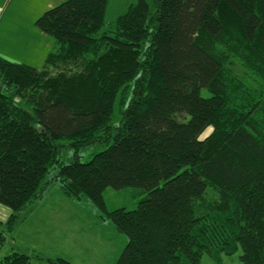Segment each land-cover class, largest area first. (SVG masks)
Returning a JSON list of instances; mask_svg holds the SVG:
<instances>
[{"label": "trees", "instance_id": "1", "mask_svg": "<svg viewBox=\"0 0 264 264\" xmlns=\"http://www.w3.org/2000/svg\"><path fill=\"white\" fill-rule=\"evenodd\" d=\"M106 5L46 10L35 26L57 48L41 69L0 57V205L11 211L0 252L22 210L59 182L127 237L117 264H200L238 248L242 264H264V0H138L95 37ZM94 144L106 148L80 162ZM107 188L142 198L109 212ZM32 261L70 264L0 257Z\"/></svg>", "mask_w": 264, "mask_h": 264}, {"label": "rangeland", "instance_id": "2", "mask_svg": "<svg viewBox=\"0 0 264 264\" xmlns=\"http://www.w3.org/2000/svg\"><path fill=\"white\" fill-rule=\"evenodd\" d=\"M63 1L0 0V57L12 63L41 69L46 56L57 45L53 37L37 29L35 22L46 10ZM137 1L107 0L103 25L95 37L111 29L115 19ZM146 1L152 7L153 0ZM233 63L235 74L253 87L256 79L236 61ZM120 118L121 113L116 106L112 121L118 123ZM60 143L61 162L69 164L75 152L66 141ZM105 148V145H89L80 148L77 157L80 162L86 163ZM57 171L52 170L47 178L55 176ZM141 198L131 188H107L103 192L105 207L109 212L121 208L134 210ZM5 222L0 223V227H4ZM15 227L13 235H16L18 246L15 250L37 254L54 262L62 259L70 264H117L127 244V237L89 199L68 197L59 182L46 186L41 198L22 210ZM5 237L8 239L12 236L6 234ZM9 252V246L4 244L0 257ZM240 255L239 248L230 256L212 258L203 255L200 264H242Z\"/></svg>", "mask_w": 264, "mask_h": 264}, {"label": "crops", "instance_id": "3", "mask_svg": "<svg viewBox=\"0 0 264 264\" xmlns=\"http://www.w3.org/2000/svg\"><path fill=\"white\" fill-rule=\"evenodd\" d=\"M10 214H11V211L8 208L6 209V207L0 205V223L1 224L4 223L8 219V217L10 216ZM0 228H2V227H0ZM16 228L17 227H15L14 230H16ZM13 232L10 234L12 237H9L8 239H6L5 244H7V246H9L10 251H17V250H15L16 247H18L17 246V243H16V239H15L16 238L15 237L16 235H13ZM17 252H19V251H17ZM31 264H48V263L43 262V261H40V262H38V261H32Z\"/></svg>", "mask_w": 264, "mask_h": 264}]
</instances>
